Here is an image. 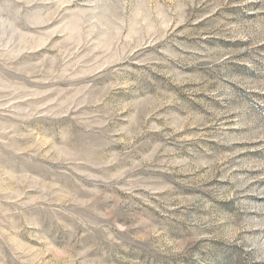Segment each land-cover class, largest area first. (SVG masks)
Returning <instances> with one entry per match:
<instances>
[{"label":"rangeland","instance_id":"1","mask_svg":"<svg viewBox=\"0 0 264 264\" xmlns=\"http://www.w3.org/2000/svg\"><path fill=\"white\" fill-rule=\"evenodd\" d=\"M0 264H264V0H0Z\"/></svg>","mask_w":264,"mask_h":264}]
</instances>
